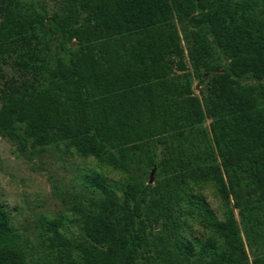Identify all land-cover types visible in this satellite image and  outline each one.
Masks as SVG:
<instances>
[{"label": "trees", "instance_id": "1", "mask_svg": "<svg viewBox=\"0 0 264 264\" xmlns=\"http://www.w3.org/2000/svg\"><path fill=\"white\" fill-rule=\"evenodd\" d=\"M55 5L0 0V57L20 70L6 78L0 69V138L29 154L63 143L122 171L130 153L144 150L160 177L122 185L118 195L106 178L89 176L100 196L77 207L80 237L64 234V215L45 221L51 253L43 264H250L240 223L251 243L264 224L260 0ZM51 39L64 54L44 53ZM194 79L207 89L202 97ZM206 119L201 151L174 145ZM206 187L219 198L221 218ZM196 216L200 236L190 229ZM28 244L0 203V264H35ZM252 264H264V251Z\"/></svg>", "mask_w": 264, "mask_h": 264}, {"label": "rangeland", "instance_id": "2", "mask_svg": "<svg viewBox=\"0 0 264 264\" xmlns=\"http://www.w3.org/2000/svg\"><path fill=\"white\" fill-rule=\"evenodd\" d=\"M49 10L56 9L55 0H42ZM260 11H264V0H260ZM179 30L181 27L178 25ZM42 38L46 40L50 38ZM46 42V41H45ZM45 44L44 53H58L59 46L57 41L51 39ZM183 45L185 43L183 41ZM63 53L64 52H60ZM58 53V54H59ZM214 65L223 66V60L217 51L213 54ZM2 60L0 57V69L6 78H18L20 70L13 67L10 59ZM197 80L192 82L194 93L202 97L201 90L207 91L205 87L197 84ZM202 99V98H201ZM210 120L206 119L202 125L186 129L184 133L173 142L174 145L180 143V146L186 149L188 153L202 148L200 138H203V132L210 135ZM161 148V147H160ZM144 151V150H143ZM136 151L128 155V170L122 171L112 166H99L93 157H81L64 146L63 143L50 145L43 150H35L33 154L20 152L16 146L0 138V203L7 212L9 222L22 235V239L28 244V257L35 264H43L44 258L50 252L47 247V232L42 224L59 215H64L65 235L79 238L81 230L76 224L81 204H86L91 198L99 197L100 193L93 190L88 185L89 176H102L108 183L114 187L118 195L121 194V186L130 183L147 184L150 173L154 169L153 182L155 184L160 177L156 167L147 165L148 152ZM156 169V170H155ZM203 195L210 208L218 218H221V208L219 198L213 188L206 187ZM234 214L240 221L239 212L234 210ZM259 223L263 221L264 209L258 214ZM201 219L196 216L191 221L190 229L195 236L202 235L204 228L200 223ZM159 229L160 224L154 226ZM259 232H251L252 243L246 237L243 227L240 223V231L249 255L250 264L260 251H264V224L260 226ZM148 259H142L143 264H147ZM154 264V263H151Z\"/></svg>", "mask_w": 264, "mask_h": 264}, {"label": "water", "instance_id": "3", "mask_svg": "<svg viewBox=\"0 0 264 264\" xmlns=\"http://www.w3.org/2000/svg\"><path fill=\"white\" fill-rule=\"evenodd\" d=\"M153 173H154V169H152V171L150 173L149 183L153 182Z\"/></svg>", "mask_w": 264, "mask_h": 264}]
</instances>
